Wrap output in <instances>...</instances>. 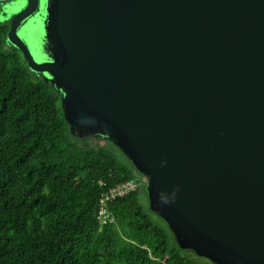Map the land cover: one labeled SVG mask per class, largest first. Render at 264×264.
<instances>
[{
  "label": "water",
  "instance_id": "obj_1",
  "mask_svg": "<svg viewBox=\"0 0 264 264\" xmlns=\"http://www.w3.org/2000/svg\"><path fill=\"white\" fill-rule=\"evenodd\" d=\"M6 1L71 133L125 154L179 247L264 264V0Z\"/></svg>",
  "mask_w": 264,
  "mask_h": 264
},
{
  "label": "trees",
  "instance_id": "obj_2",
  "mask_svg": "<svg viewBox=\"0 0 264 264\" xmlns=\"http://www.w3.org/2000/svg\"><path fill=\"white\" fill-rule=\"evenodd\" d=\"M7 33L0 24V264L212 263L182 250L145 208L143 181L108 203L113 222L101 225L103 196L142 175L110 141L71 133L60 92L7 46Z\"/></svg>",
  "mask_w": 264,
  "mask_h": 264
},
{
  "label": "flooded vegetation",
  "instance_id": "obj_3",
  "mask_svg": "<svg viewBox=\"0 0 264 264\" xmlns=\"http://www.w3.org/2000/svg\"><path fill=\"white\" fill-rule=\"evenodd\" d=\"M40 2L42 0H39ZM20 8H22V5L20 2H4V3H0V24L7 26L8 28V33H7V46L9 48H13V49H17L14 46L10 45V43L8 42V34L10 32L11 29V16H13L14 14H16L17 10H19ZM31 25H39V17L37 15H35L34 18L28 19L27 21L23 22L19 29H18V34L20 35V37L25 41L26 44H29V46L32 45V47H36L34 46V42L32 41V37L31 35H29V31L31 29L34 28L33 31H31V34L33 35L34 39H36L35 37L39 36V30L36 27H29ZM27 32V34H26ZM18 50V49H17ZM19 51V50H18ZM19 53L22 55V53L19 51ZM23 56V55H22ZM24 58V56H23ZM25 59V58H24ZM39 77L42 75H38ZM43 77V76H42Z\"/></svg>",
  "mask_w": 264,
  "mask_h": 264
},
{
  "label": "built area",
  "instance_id": "obj_4",
  "mask_svg": "<svg viewBox=\"0 0 264 264\" xmlns=\"http://www.w3.org/2000/svg\"><path fill=\"white\" fill-rule=\"evenodd\" d=\"M142 178H137L135 180L117 185L113 188H111L101 199V210L100 215L98 218V221L101 223V225L108 224L109 221L113 222L112 220H109L108 214H107V205L109 202H112L116 199L127 197L130 194L138 191L141 188Z\"/></svg>",
  "mask_w": 264,
  "mask_h": 264
},
{
  "label": "rangeland",
  "instance_id": "obj_5",
  "mask_svg": "<svg viewBox=\"0 0 264 264\" xmlns=\"http://www.w3.org/2000/svg\"><path fill=\"white\" fill-rule=\"evenodd\" d=\"M91 140H92V139H85V140H83V142H84L85 144H91V145H92V143H99L97 140H93V141H91ZM100 144L107 146L108 149H114V148H112L111 146H109L108 144H106L104 141H101ZM114 150H115V149H114ZM117 152H118V151H117ZM118 153H119V152H118ZM119 157H122V155H121L120 153H119ZM140 199H141V203L145 206V208H146V209H150V207H149V200H148V196H147L146 188H143V189H142L141 194H140ZM152 218H153V220H154L155 222H158V223H161V224H162V222H161L160 220H158L157 217H154V216L152 215ZM209 264H212V263H209Z\"/></svg>",
  "mask_w": 264,
  "mask_h": 264
}]
</instances>
